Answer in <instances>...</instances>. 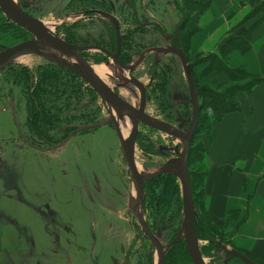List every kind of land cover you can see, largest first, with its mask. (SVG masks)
Wrapping results in <instances>:
<instances>
[{
    "label": "rangeland",
    "instance_id": "1",
    "mask_svg": "<svg viewBox=\"0 0 264 264\" xmlns=\"http://www.w3.org/2000/svg\"><path fill=\"white\" fill-rule=\"evenodd\" d=\"M69 1L15 0L59 37L76 42L73 45H82L88 36L107 37L108 19L69 16L81 9L79 5L73 11L59 10L60 3L65 6ZM133 1L141 22L150 17L152 21L164 23L170 34L181 19L175 1L184 10L191 3V0ZM111 2L119 9V0ZM203 2L206 0H197L189 6L190 13L186 11L191 20L189 29L194 30V12L203 6ZM116 13L120 17L118 10ZM214 14L212 9L207 11L204 26L205 20L209 21ZM125 25L123 23L122 27L128 28ZM141 36L139 34L135 40L141 41ZM143 37L148 38L139 42V46L136 44L137 52L143 49V45L155 44L156 39H151L150 35ZM30 38H33L31 32L8 18L0 7V50ZM188 41V37L182 41L184 48ZM161 45L166 47L167 43L162 41ZM79 54L84 59L85 56L100 55L95 51H81ZM154 59L158 63L150 66ZM90 63L97 65L93 61ZM102 65L107 69L108 84L118 93L126 91L136 107L139 99L135 96L139 97V90L134 85H131L133 88L129 85L118 88L120 70L117 63L112 61ZM154 72L158 77L147 93V113L169 125L179 124L181 118L191 119L190 100L182 98V102L176 103L178 93L181 96L189 94L180 57L174 53L158 57L151 54L134 75L147 85ZM122 73L130 76L128 71ZM164 80L169 102L161 95L160 85ZM207 84L215 86L209 76L199 86L207 87ZM32 105L33 111L39 108L41 114L33 113ZM108 116L105 103L91 85L39 55H23L0 70V264H157L158 253L153 243L127 207L128 193L134 192L135 184L115 130L106 125L77 131L59 147L75 129L73 126L96 124ZM139 133L134 155L138 166L148 172L156 171L176 155L170 150V155L166 154L164 148L181 143L171 133L143 123L139 124ZM147 135L159 145V151L165 153L163 156H147L148 152L157 151L154 144H146L144 137ZM199 140L196 133L192 144L196 153ZM197 164L194 161L190 167L195 175L194 196L198 213V208H203L204 199L203 195L200 197L201 175H198ZM177 183L180 193H175L169 200L166 199L168 196L164 197L162 179L147 182L145 205L141 206L152 230L161 233L160 240L166 250L163 264H185L178 253L179 246L189 256L184 236L177 240L183 228L182 188L178 179ZM202 210L208 226L201 224L200 217L196 216L199 221V224L196 221V227L205 263L243 264L228 252L233 247L227 238V226L210 223ZM220 242L226 245V249L217 248L216 244ZM190 261L192 263L191 258Z\"/></svg>",
    "mask_w": 264,
    "mask_h": 264
},
{
    "label": "crops",
    "instance_id": "2",
    "mask_svg": "<svg viewBox=\"0 0 264 264\" xmlns=\"http://www.w3.org/2000/svg\"><path fill=\"white\" fill-rule=\"evenodd\" d=\"M209 9L215 14L204 26ZM194 16L184 48L190 59L218 51L243 26L251 34L250 47L230 51L228 60L260 79L237 95V111L198 135L205 176L197 216L208 226L204 209L210 223L227 226L234 249L264 264V0H206Z\"/></svg>",
    "mask_w": 264,
    "mask_h": 264
},
{
    "label": "water",
    "instance_id": "3",
    "mask_svg": "<svg viewBox=\"0 0 264 264\" xmlns=\"http://www.w3.org/2000/svg\"><path fill=\"white\" fill-rule=\"evenodd\" d=\"M0 7L8 16V18L31 32L33 36L32 39L22 41L13 46L0 50V70L11 65L17 58L23 55L36 54L41 56L43 59L54 63L59 67L67 69L81 77L101 96L102 101L106 105L107 111L109 113L108 118L100 121L98 124L73 126L76 130L70 133L68 138L63 143H61L59 147H62L65 143H67L69 138L77 131L101 127L112 123L118 135L124 158L127 162L133 182L135 184V190L133 195L130 197V209L135 213L140 221L142 229L147 233L157 248V264L163 263L165 251L162 244L160 243V240L151 232L149 228L145 214L141 208V198L144 182L157 179L164 174H172L177 177L182 188L183 228L177 240H179L181 236H184L186 249L193 264H206L199 244L196 227L197 212L196 206L194 204L192 180L188 167L189 149L193 140L194 130L198 125L201 106L196 91L195 79L189 67V61L185 55V52L182 49L176 47L169 50L157 49V51L161 50L165 53H174L181 59L182 67L189 85V93L193 108L191 125L186 133L181 132L179 129L169 125L165 121L158 120L157 118L149 116L145 113L146 86L137 78L131 75L125 76V74L122 73L123 71H133L138 66L137 64L139 62L135 65L125 66L119 63L118 55H114V61L117 63L120 70V73L117 76V79L121 81L119 82L120 85L125 86V83H131L141 92V104L139 108H135L128 101L123 99V97H121V95L116 92L112 86L99 77L95 73L93 66L90 65L79 54L81 51L87 49L101 50L99 47L76 46L67 42L65 39L59 37L55 31H52L49 27L44 25L40 20L27 14L22 9V7L17 2H15V0H0ZM104 14L108 17L114 18L108 13ZM122 117H127L130 122L131 129L126 137L121 132L119 126ZM139 123L156 127L171 133L176 138L180 139L179 142H181L180 145L168 149L170 151L176 152L178 155L170 157L154 172H148L141 169L138 166L134 155L135 139L137 136ZM228 252L239 258L243 264H258L234 248L229 249Z\"/></svg>",
    "mask_w": 264,
    "mask_h": 264
},
{
    "label": "flooded vegetation",
    "instance_id": "4",
    "mask_svg": "<svg viewBox=\"0 0 264 264\" xmlns=\"http://www.w3.org/2000/svg\"><path fill=\"white\" fill-rule=\"evenodd\" d=\"M191 1H195V0H191ZM119 2H121L118 5L119 9H116V6H117L116 3L111 2V0H70L68 3L65 4V6H61L62 3H60L61 5H60L59 10H62V11H66L68 9H70V11H73V9H75L77 6H79V5L81 6V9L78 10L79 12L75 11L76 13L73 12V13L70 14V11H68V14H70L69 16H73L74 18H78L79 16H83V18H88V17H91V16H100V17H104L105 19H108L110 21V23H107L108 26H109V28H107V31H106L107 37L103 36V37L95 38V37L88 36L87 38L85 37L83 39V42H82L83 44L79 45V46L99 47L101 49V50H99V49H87V50L83 51V52L95 51L97 54H100V55L94 56L93 58H91L90 56H87V58H86V56H85V59L87 60V62L90 65L95 66L92 63H90V61H93L97 65H102V63H108V62L112 63V61L115 62L114 61V55H118L119 63H121V64H123L125 66L135 65V64H137L139 62L137 64L138 66L133 71L130 72L131 76L137 78L134 75V73L142 66V64L144 63L146 58L149 57V55L155 54V57H158L160 54H165V52H163L161 50L157 51V49L169 50V49H172V48L176 47V48L182 49L185 52V49L182 46L183 42L181 40V34H182V31H183V25L187 21V19H186V17H187L186 14L187 13L181 6H179L178 1H175V2H177L176 3L177 4L176 5V9L180 13L181 19H179L178 22L175 23L174 30H173V32L171 34L168 33V31L164 27V23H161L159 21H152L150 17L147 18V20L145 19L146 21H144V22L142 21L141 22L140 21L141 18H140L139 14H138L139 11H137L133 0H119ZM117 10L120 13V17L116 13ZM112 11L115 14L112 13ZM26 13L29 14L28 12H26ZM104 13H108L111 16H113L114 18L108 17ZM121 13H123V16H122ZM29 15L32 16L31 14H29ZM124 16L126 18H124ZM148 20H150V21H148ZM123 23H125L126 24L125 26H128V28L122 27ZM147 28H148V30H146ZM192 31L193 30L189 29L188 30V34L192 33ZM155 33H158V36H153V35H155ZM139 34L142 35L141 39H140L141 41H139V39L136 41L135 38H137V36ZM144 35H150L151 39L155 38L156 39L155 40V44L143 45V49L140 52H137L136 44H137V46H139V44H140L139 42L143 43V40L145 41L148 38V37H143ZM142 37H143V39H142ZM144 38H146V39H144ZM30 39H32V38H30ZM24 41H26V40H24ZM162 41L167 43L166 47H163L161 45ZM69 42L71 44L72 43H74V44L76 43V42H73V41H69ZM149 43H151V42H149ZM140 46H142V44ZM168 53H170V52H168ZM185 55L187 57L186 52H185ZM141 56H142V58H141ZM140 58H141V60L139 61ZM88 59H90V60H88ZM154 62H155V59L153 60V62L151 63L150 66H153ZM157 63H158V60H156L155 64H157ZM157 77L158 76H157V74H155V72H154V74H151L150 75V81H149V83L147 85H145L141 80H139L137 78L139 81H141L146 86L145 113L147 115H149L147 113V111H146L147 104H148L147 93H148L149 87L154 83V80L157 81L156 80ZM119 82H121V81H119L117 79V85L121 86ZM125 84L129 85V86L132 85L131 83H125ZM196 91H197V89H196ZM139 93H140L139 97L137 96V94L135 96L136 99H139L138 104H137V106L135 108H139V106L141 104V92H140V90H139ZM197 94H198V92H197ZM168 96H169V93L166 96V98H167L166 101L167 102L170 101V98ZM176 96H179L178 99L176 100L177 101L176 103L182 102L183 101L182 98L185 99V100H190V102H191L190 93L187 94V96L182 95L183 97L181 96L180 93H178ZM198 98H199V94H198ZM40 100H41V98H40ZM185 102L188 103V101H185ZM180 104H182V103H180ZM36 105L39 107V103L38 102H37ZM32 107H31L32 108L31 110H32L33 113L41 114L42 110H40L39 108L38 109L36 108L37 111H33L34 105H32ZM186 108H187V106H186ZM191 110H192V117H193V108H191ZM149 116H151V115H149ZM192 117H191V119H189V118L188 119L181 118V119H179L180 120L179 124L177 123V124H170V125L176 127L181 132L186 133L189 130V128H190ZM199 117H200V115H199ZM105 119H103V120H105ZM98 123H96V124H98ZM139 124H141V123H139ZM107 125H110L115 130V128L112 125V123H109ZM198 126H199V121H198V125H197L196 129L194 130L193 140H192L191 146H192L193 141L195 139V135L198 132ZM69 128H73V127L69 126ZM95 128H98V127H94L92 129H95ZM92 129H87V130H92ZM75 130L76 129L71 130L70 133L74 132ZM115 132H116V130H115ZM116 136L118 138L117 133H116ZM139 136H140V133H139V125H138V130H137V136H136V139H135V144H137V142L139 140ZM144 138L147 140L146 144H149V145L154 144V146H156V148H157V151L148 152L147 156H153V155H157V154L163 156L165 154L164 152L159 151V145H156L155 143H153L151 136L148 137V135H147ZM118 141H119V138H118ZM119 144H120V148H121L120 141H119ZM180 144L181 143H179V145ZM172 145L173 144H171L170 146H168V147L163 149L164 151L168 152L166 154L170 155L169 153H171V152L168 149L175 147V145H173V147H172ZM121 151H122V148H121ZM122 155H123V152H122ZM177 155L178 154L176 153L175 156H177ZM123 157H124V155H123ZM124 160H125V158H124ZM125 162H126V160H125ZM126 164H127V162H126ZM147 182H150V181H145L144 184H143V193H142V198H141V203L143 205H145V200H146V195H145L146 188H145V185H146ZM131 195H133V191H129V193H128V202H127L128 206L127 207H128V209L131 212H133L130 209V197H131ZM142 204H141V206H142ZM132 214L135 215L134 212ZM135 217H136V219L138 220V222L140 224V221H139V219L137 218L136 215H135ZM147 223L149 225V228H150L151 232L160 240V234L161 233L159 231H155L154 232L152 230L148 220H147ZM140 226H141V224H140ZM144 233L147 235V233L145 231H144ZM147 237L149 238L148 235H147ZM149 240L152 242V240L150 238H149ZM214 241L217 242V240H214ZM160 243L163 246V243L161 242V240H160ZM153 245H154V247H155V249L157 251V248H156L154 243H153ZM216 245H217V248H219L221 250L226 249V245H224L221 242L217 243ZM163 249H164V251H166L164 246H163ZM164 259H165V257H164ZM163 262H164V260H163Z\"/></svg>",
    "mask_w": 264,
    "mask_h": 264
},
{
    "label": "trees",
    "instance_id": "5",
    "mask_svg": "<svg viewBox=\"0 0 264 264\" xmlns=\"http://www.w3.org/2000/svg\"><path fill=\"white\" fill-rule=\"evenodd\" d=\"M189 1V0H188ZM190 2V1H189ZM197 0L191 1L187 6V10L189 11V6H193ZM191 4V5H190ZM200 8V7H199ZM194 9L193 11H195ZM186 12V13H187ZM188 15V13H187ZM190 15V14H189ZM187 16V21L183 25V31L181 34V40L183 41L185 38H189L190 34H188L189 27L191 26V20ZM193 30V29H191ZM183 32L186 35H183ZM193 32V31H192ZM251 38V34L249 31L240 27L237 33L224 41L222 47L211 54L205 56H198L195 59L189 62V67L195 79L196 89L199 94V102H200V117H199V126L197 134L201 133L204 129L210 130L211 127L218 121L222 119V117L229 112H234L239 109V105L237 102V95L240 92L249 91L251 90L259 81L260 79L257 76L251 75L247 73L244 69L240 67L233 66L228 60V54L232 50H241L246 51L249 47V40ZM184 48V46H183ZM201 64L203 68L200 71H196L195 68ZM209 76L215 82V86L201 87L199 86L204 78ZM224 79L229 84L228 86H224L221 82L219 83L218 79ZM248 80V81H247ZM161 83V82H160ZM166 80H164L160 85L161 95L163 100L166 98L168 91L165 89ZM206 86V85H205ZM204 107L206 108V112L202 115L204 111ZM203 146L199 142L198 153H196V149L192 146L189 150L188 155V167L189 172L191 175L192 180V189H193V199L195 206H198L197 200L195 198V175L192 173L191 170V163L195 161L198 163L197 166L199 168L198 175H201V179L199 180V185L201 186V194L200 197L203 195V183H204V167H203ZM196 153V154H195ZM164 175L160 176L157 179H162L163 187H164V197L168 196L166 199L172 200L175 196V193H180L179 185L177 183V179L172 175ZM200 177V176H199ZM156 180V179H155ZM198 221V218L196 219ZM201 224L202 220L200 218ZM199 224V221H198ZM178 253L181 256V261L185 264H192L190 261L189 256L186 255L185 250L182 249L180 246L177 248Z\"/></svg>",
    "mask_w": 264,
    "mask_h": 264
},
{
    "label": "bare ground",
    "instance_id": "6",
    "mask_svg": "<svg viewBox=\"0 0 264 264\" xmlns=\"http://www.w3.org/2000/svg\"><path fill=\"white\" fill-rule=\"evenodd\" d=\"M20 59L23 60L22 58H20ZM23 62H25V61H23ZM93 69L99 77H101L104 81H106L108 83L107 76L105 75L107 73V69L105 66L95 65V66H93ZM131 88H133V87L131 86ZM120 93H121V96H123V98L125 100H127L131 105H133L132 101L129 100V97H128V94L126 91L122 90V91H120ZM119 126H120V129H121V132L123 133V135L126 136L128 133L129 127H130V122H129L128 118L122 117V119L119 123ZM177 141H180V139H178Z\"/></svg>",
    "mask_w": 264,
    "mask_h": 264
}]
</instances>
